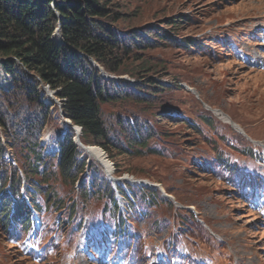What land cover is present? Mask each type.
Masks as SVG:
<instances>
[{"label":"rangeland","instance_id":"obj_1","mask_svg":"<svg viewBox=\"0 0 264 264\" xmlns=\"http://www.w3.org/2000/svg\"><path fill=\"white\" fill-rule=\"evenodd\" d=\"M104 1L111 13L117 11L121 17L107 22L121 36V47L129 51L120 56L125 61L121 69L127 72L111 73L92 57L76 52L88 59L109 89L128 93L127 98L102 104V110L110 142L124 149L131 142L134 152L123 155L92 146L101 150L122 184L127 178L134 181L124 185L127 193L133 186L138 195L126 221L133 236H125L124 250H117L104 230L101 237L99 233L100 225H108L106 219L112 223L110 216L101 219L105 197H84V183L73 184L55 166L57 172L50 175L31 170L27 145L31 129L9 147L7 133L13 137L10 130L24 132L31 123L40 134L43 152L46 130L56 136L66 125L78 128L64 116L57 93L16 61L18 75L0 65V117L6 125L0 126V146L6 148L0 171L7 174H0V181L10 180L12 163L19 167L18 178L27 177L32 193L33 179L43 182L37 186L40 191L52 192L50 199L44 192L36 196L51 206L43 220L53 232L40 239L53 238L55 245L47 246L46 252L55 254L34 261L19 250L17 237L8 234L0 221V264H264V47L260 44L264 0ZM165 29L182 44L159 39L156 35ZM56 34L63 43L59 24L53 37ZM4 61L0 58V64ZM44 89L53 93L56 103L48 102ZM147 134L151 136L146 138ZM77 145L88 158L81 174L86 186L94 179L97 189L103 190L106 168L84 150L91 145ZM149 147L159 153L149 152ZM49 155L47 165L59 161V152ZM221 159L238 170L227 172ZM5 185L8 188V182ZM152 191L155 203L149 202ZM38 222L37 228L41 219Z\"/></svg>","mask_w":264,"mask_h":264},{"label":"trees","instance_id":"obj_2","mask_svg":"<svg viewBox=\"0 0 264 264\" xmlns=\"http://www.w3.org/2000/svg\"><path fill=\"white\" fill-rule=\"evenodd\" d=\"M57 14L62 17L61 20ZM110 18L112 21H117L121 17L117 11L111 13L110 7L104 0H0V58L5 59L0 65L8 73L18 75L14 67L16 61H19L27 70L40 77L44 84L55 91L63 102L64 116L81 127L79 137L84 145L98 144L109 153L112 150H117L119 154L124 155L134 152L131 148L134 147V144L129 142V148L124 149L110 142V133L104 119L102 104L127 98L128 93L120 95L117 89H109V86L96 75L97 70L93 68L88 59L80 55L82 53L92 57L111 73L122 74L127 72L121 69L125 65V61L120 56L121 54L128 55L129 51L121 47V36L114 32L107 22ZM58 24L63 43L60 42L61 36L57 40L53 37ZM160 32L159 35H156L159 39L173 40L182 44V41L178 42L177 38L170 35L166 29ZM29 87L31 88L30 92H32L33 86ZM25 115L29 116L31 113L26 112ZM205 119L212 122L207 117ZM29 125L31 126L26 127L24 132L21 129L10 130L9 132L13 134V137L9 138V133H7L8 141L12 142L9 147L14 146L13 139L19 140L20 135H24L31 129L27 138V140L30 139L27 145L30 149L31 170L35 173L43 174L44 172V174L50 175L57 172V170L52 169V166H55L62 176L65 179H70L73 184L78 183L80 185L82 181L84 183V187L82 186L84 197H89L92 194L97 195L98 198L105 197L104 209L113 213L118 220L119 229H116L114 233L118 234L124 231L125 217L117 200L115 188L112 183L107 182L106 175H102L103 183H105L103 190L97 189V181L94 179L90 182V187H87L86 180L81 177L85 170L84 167L88 164V158L85 154L83 155V151L74 140L75 130L71 129L69 125L64 127L58 139V143L60 142L59 161L47 165L45 160L50 155L43 152L39 141L40 134H35L31 128L33 123ZM0 126L6 127L5 121L1 117ZM150 136L147 134L145 137ZM142 145H146V143H142ZM5 151L6 148L0 146V159L3 163ZM148 151L159 153L158 149L151 147L148 148ZM136 152L141 153L142 151L137 150ZM81 155L83 156L80 159ZM89 164L93 167V162ZM11 167L12 174L8 175L10 180L5 178L0 181V209L2 210L0 221L5 226L9 225V218L11 217L9 209L23 207V202L25 203L24 200L23 202L19 200L21 196H17L13 200L9 195V193L19 194L23 180L17 176L19 167L12 163ZM99 169V167H95V171L98 173L101 172ZM0 174L5 175L4 177L7 176L5 171H0ZM87 174L84 175V178ZM33 181V193L27 184L26 190H28L31 198L33 195V205L39 209L40 205L37 202L36 194L44 192L46 198L50 199L52 192L47 193L44 188L40 191L42 188L38 189L37 186L42 185L43 182L37 179H33ZM5 182H8L6 189H4ZM118 189L122 194H126L122 185H118ZM130 189L137 196L131 186ZM155 193L156 191H152L151 196H148L150 202L153 201ZM47 199L46 203L49 208L51 206ZM127 199L129 200L128 197ZM153 202L155 203V200ZM54 204L58 205V203Z\"/></svg>","mask_w":264,"mask_h":264},{"label":"bare ground","instance_id":"obj_3","mask_svg":"<svg viewBox=\"0 0 264 264\" xmlns=\"http://www.w3.org/2000/svg\"><path fill=\"white\" fill-rule=\"evenodd\" d=\"M55 39H58L60 38V35L56 34L54 36ZM11 82L9 83V86H10ZM7 86V87H9ZM5 87V86H4ZM44 91L47 93V99H48V102L50 104H53V103H56V100L53 98V93L48 91V89H44ZM214 112L223 120H225L226 122L230 123L232 126H234L235 128L239 129V130H242L240 128L239 125H237L235 122L232 121V119L230 117H228L226 114L222 113L220 110H214ZM62 131L60 132H57L56 136H52V132L50 129L46 130L45 131V134H44V137H43V145L45 143L47 149H46V152L49 153V154H54L56 152H58L60 150V147H59V143H58V139L60 137V134H61ZM77 134V132H76ZM81 134V131L79 132V136ZM56 137H57V143H56ZM257 141V140H256ZM81 141H79V145L83 144L82 142L80 143ZM259 142V141H257ZM258 144H261V142H259ZM84 145H82L83 147ZM85 151H88L89 154L93 157H95L96 159H98L103 167L106 168V171H108L110 174H113L112 170L110 169V166H109V163L108 161L106 160L105 156L103 155V153L101 152V150L97 147H93V146H90V147H83ZM112 166V165H111ZM230 166H235L234 164L233 165H230ZM134 178V177H133ZM144 185H146L145 182H142ZM147 185L149 187H152L151 185H153L152 183H148L147 182ZM154 187L152 188H155L157 187L155 184L153 185ZM161 190H162V187H161ZM164 192V191H163Z\"/></svg>","mask_w":264,"mask_h":264},{"label":"water","instance_id":"obj_4","mask_svg":"<svg viewBox=\"0 0 264 264\" xmlns=\"http://www.w3.org/2000/svg\"><path fill=\"white\" fill-rule=\"evenodd\" d=\"M38 79H40L41 80V78L40 77H38ZM48 87V86H47ZM63 105V104H62ZM81 131V127H79L78 126V128L76 129V132H77V136H76V143L77 144H79V141H80V137H79V132ZM84 145V144H83ZM84 146H86V145H84Z\"/></svg>","mask_w":264,"mask_h":264}]
</instances>
